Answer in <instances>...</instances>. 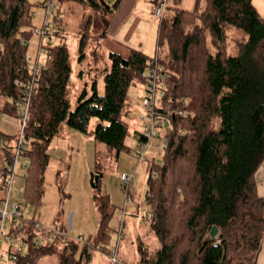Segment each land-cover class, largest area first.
<instances>
[{
	"label": "trees",
	"instance_id": "obj_1",
	"mask_svg": "<svg viewBox=\"0 0 264 264\" xmlns=\"http://www.w3.org/2000/svg\"><path fill=\"white\" fill-rule=\"evenodd\" d=\"M79 1L92 10L83 23L82 60L95 29L100 30L98 36L107 37L108 14L123 0L109 7L101 0ZM182 1L171 0L168 9L174 12L160 19L154 57L133 47L127 55L110 52L111 65L103 72L104 93L94 80L91 92L84 89L73 108L68 99L73 68L66 39L56 35L54 27L49 29V39L43 42L46 66L34 72L28 59L37 28L36 3L0 0V116L19 122L23 107L16 100L25 91L32 94L23 152L30 159L22 170L25 213L10 220L8 232L28 247L17 251L15 260L5 258L1 264H39L52 254L59 256L58 264H90L93 248L112 255L110 229L116 206L102 192L98 171L92 173L91 185L100 220L91 240L70 236H57L50 243L34 240V227L42 223L39 207L46 194L49 147L67 125L92 134L117 155L128 151L135 156L149 141L140 133L142 115L148 112L143 98L135 147L127 143L131 129L123 116L131 88L142 84L146 94L150 81L143 74L156 64L161 66L164 94L154 112L160 119L157 128L168 131L161 157L146 158L150 211L142 217L150 223L159 248L151 254L140 239L139 264H258L264 241V198L257 187V172L264 162V16L253 0H194L192 9L181 7ZM41 5L47 8V2ZM52 15L55 22L60 17L54 10ZM232 29L246 35L235 42V53L228 45ZM93 118L98 121L91 131ZM18 136V130L9 134L0 129V204ZM55 226L69 233L62 223ZM213 227L218 228L216 235ZM8 247L9 252L14 250L13 244ZM113 264H118V257Z\"/></svg>",
	"mask_w": 264,
	"mask_h": 264
},
{
	"label": "rangeland",
	"instance_id": "obj_2",
	"mask_svg": "<svg viewBox=\"0 0 264 264\" xmlns=\"http://www.w3.org/2000/svg\"><path fill=\"white\" fill-rule=\"evenodd\" d=\"M35 5L34 23L37 27L43 25L46 8L41 5L50 0H31ZM107 5L113 6L115 0H101ZM259 12L264 16V0H253ZM194 0H183L181 7L192 9ZM53 10L59 13L55 22L54 16L49 15L52 27L56 35L65 38L70 51L72 63V77L69 83L68 99L74 108L78 98L84 89L91 92L93 81H97L98 90L104 93L105 83L103 72L111 65L110 52L116 51L124 55L128 54V48L133 47L143 50L150 57L156 55L158 40V24L160 19L154 14L155 0H123L118 8L109 12L110 24L107 29V37L98 36L99 29H95L90 35L86 56L79 57L80 40L84 33L83 23L91 14L90 7H85L79 0H53ZM174 3H171L173 5ZM174 11L168 9L166 16ZM54 28L52 30H54ZM55 37V41L60 38ZM246 35L241 29L229 31L228 45L231 53L237 40H245ZM40 36L34 35L30 41L29 57L35 59L38 54ZM47 39H45V44ZM166 48H162L163 50ZM44 47L39 60L42 66L46 60ZM81 60V61H80ZM140 85V86H139ZM142 84L133 86L130 90L129 106L124 113V119L128 122L131 135L127 143L135 147V131L140 126V113L142 111V98L145 95ZM143 89V90H142ZM0 128H7L9 133H14L18 128L14 124H7L5 119L11 118L14 122L18 119L7 115L0 116ZM98 119L93 118L90 130H94ZM19 124V122H18ZM167 127L159 130V136L164 139ZM49 153L50 166L46 174V194L44 203L39 207L41 219L45 223L58 225L64 223L69 230V235L76 238L84 236L90 241L98 230L100 213L94 200L95 190L91 185L93 172H101L100 178L102 192L107 193L111 202L116 206L115 215L111 221L110 232L112 234L111 250L117 249L118 264H139V242L143 239L151 254L159 248V241L150 223L143 220V215L150 211L146 202L147 177L146 160L141 161L137 168L131 187L134 188L132 200L126 201L125 183L121 179L123 172L133 173L138 164L134 154L123 151L117 155L111 151L105 143L95 140L92 134H85L74 130L67 125L63 126L60 133L53 139ZM162 150L156 155L161 157ZM149 156V155H148ZM147 156V157H148ZM150 158V156H149ZM24 158L20 159V171ZM13 197H17L13 193ZM27 211L33 212V207L28 206ZM123 213H126L123 215ZM121 236V237H120ZM120 241L118 242V238ZM82 244V242H81ZM93 258L90 264H113L111 256L99 249L93 248ZM57 254L43 257L39 264H58Z\"/></svg>",
	"mask_w": 264,
	"mask_h": 264
},
{
	"label": "built area",
	"instance_id": "obj_3",
	"mask_svg": "<svg viewBox=\"0 0 264 264\" xmlns=\"http://www.w3.org/2000/svg\"><path fill=\"white\" fill-rule=\"evenodd\" d=\"M52 1H49L46 8V14L43 21V26L37 27L35 29V34L40 36V42L38 44V54L35 59L29 57L28 63L34 72L40 71L42 67L46 66V60L42 66L39 65V60L43 54L44 46L43 42L45 39H49V29L52 28V24L49 20V15L53 13V4ZM171 0H156L155 2V11L154 14L157 18L161 19L165 16L169 4ZM47 58V50L44 53ZM144 76L149 78L150 84L148 92L143 96V102L147 107L148 112L142 115V118L145 121V124L140 128V133L149 139L147 144L137 151L135 154V158L138 163L146 159V154L148 152L149 146L151 144V140L159 135L158 125L160 123V119L156 117L154 112V104L160 103V98H162L164 91L160 89L159 80L161 78V66L155 65L154 68L149 70L147 73L143 74ZM22 84L21 81H19ZM31 92L25 91L24 96L18 98L16 103L21 105L23 108L21 110V120L18 124V139L16 142V155L14 159L13 165L9 168V176L7 178V190L5 198L2 200L0 204V264L2 259L15 260L17 258V251L21 252L27 249L28 245L22 240L18 242L15 237L10 235L8 232L10 230V220L14 216H20L24 214V210L22 209L21 202L17 199V197H13V193L16 195L22 196L24 191V182L23 180L20 183H17L19 177L24 176V172L20 174V159L23 157V169L29 164V157H24L23 152L26 147V139H25V128L27 121L29 119L30 106H31ZM121 179L125 183V192H126V201L130 202L132 200V192L134 188L131 187V181L133 179V173H122ZM151 216V215H150ZM34 232L36 233L34 236V240L37 243H50L54 240L55 237H69V233L64 231L61 227L49 226L43 223H38L34 227ZM79 240H83L84 237L82 235L76 237ZM21 239V238H20ZM13 244V249L11 252L8 251L9 245ZM5 245V249L2 246ZM111 258L114 263L117 262L116 252H113Z\"/></svg>",
	"mask_w": 264,
	"mask_h": 264
},
{
	"label": "crops",
	"instance_id": "obj_4",
	"mask_svg": "<svg viewBox=\"0 0 264 264\" xmlns=\"http://www.w3.org/2000/svg\"><path fill=\"white\" fill-rule=\"evenodd\" d=\"M143 90V89H142ZM11 117V116H9ZM2 120V119H1ZM6 123L9 125V124H14V126L16 127V129L18 128V120H16L14 122V120H12L11 118H6L5 119ZM1 130L9 133L6 129L7 128H0ZM17 132V130L13 133H9V134H15ZM164 145V140L158 136L157 138L153 139L151 141V144L149 146V149H148V152L146 154V158H148L149 156L151 158L153 157H156V155L159 154L160 150H162V147ZM149 155V156H148ZM148 156V157H147ZM135 157V156H134ZM140 167V164L138 163L134 169H133V178H134V174L136 173L137 171V168ZM146 170H147V159H146ZM22 173V171L20 172V174ZM124 173V172H123ZM22 181V176L18 178L17 180V183H20ZM257 187H258V191H259V194L264 198V162L262 164V166L260 167V169L258 170L257 172ZM17 199L20 201V202H23L22 200V196H19L17 195ZM123 215H125L123 213ZM42 223L45 224V225H49V226H55V225H51L49 223H45L42 219H41ZM63 225H65L64 223H62ZM66 226V225H65ZM57 227V226H56ZM67 227V226H66ZM80 236V235H79ZM84 237V236H83ZM121 237V236H120ZM120 237L118 238V242L120 241ZM98 249V248H96ZM100 250V249H99ZM101 251V250H100ZM114 252H116L117 254V249L114 250ZM257 263L258 264H264V241H263V245H262V248L259 252V255H258V258H257Z\"/></svg>",
	"mask_w": 264,
	"mask_h": 264
},
{
	"label": "water",
	"instance_id": "obj_5",
	"mask_svg": "<svg viewBox=\"0 0 264 264\" xmlns=\"http://www.w3.org/2000/svg\"><path fill=\"white\" fill-rule=\"evenodd\" d=\"M104 4H106L104 1H102ZM107 7H109V5L106 4ZM96 179L98 180V176H96ZM218 233V228L217 227H213L212 229V234L216 235Z\"/></svg>",
	"mask_w": 264,
	"mask_h": 264
}]
</instances>
